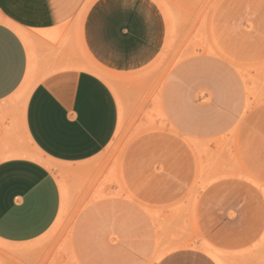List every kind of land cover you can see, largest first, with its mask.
<instances>
[{
  "label": "rangeland",
  "instance_id": "374dc122",
  "mask_svg": "<svg viewBox=\"0 0 264 264\" xmlns=\"http://www.w3.org/2000/svg\"><path fill=\"white\" fill-rule=\"evenodd\" d=\"M157 1L169 34L152 65L122 75L87 63L120 108L96 158L46 160L19 130L62 191L58 220L31 245L40 264H264V0ZM42 74L16 95L20 112Z\"/></svg>",
  "mask_w": 264,
  "mask_h": 264
},
{
  "label": "crops",
  "instance_id": "0c3cea01",
  "mask_svg": "<svg viewBox=\"0 0 264 264\" xmlns=\"http://www.w3.org/2000/svg\"><path fill=\"white\" fill-rule=\"evenodd\" d=\"M18 30L31 33L32 45ZM168 34L157 0H0V105L12 109L19 128L0 127V155H9L0 160V264H40L31 245L62 209L56 175L25 155L20 131L46 160L96 158L117 132L120 108L88 61L108 73L141 72L162 54ZM36 72L41 80L28 87L20 112L15 97ZM120 236L112 228L110 237Z\"/></svg>",
  "mask_w": 264,
  "mask_h": 264
}]
</instances>
